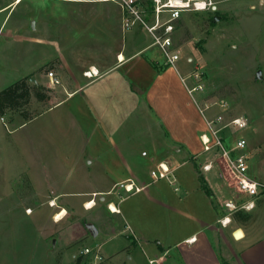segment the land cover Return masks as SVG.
Listing matches in <instances>:
<instances>
[{
	"label": "crops",
	"instance_id": "obj_1",
	"mask_svg": "<svg viewBox=\"0 0 264 264\" xmlns=\"http://www.w3.org/2000/svg\"><path fill=\"white\" fill-rule=\"evenodd\" d=\"M20 36L43 48L42 40ZM151 43L143 27L127 30L114 65L94 67L98 75L29 119L37 123L24 139L33 143L28 183L50 215L69 210L85 219L84 211L99 209V224L86 220L90 238L111 230L125 237L111 255L101 250L110 263L116 257L122 262L121 254L132 259L139 249L156 264H264V203L255 206L254 228L220 222L234 194L217 164L203 168L214 159H201L208 152L201 135L209 115L202 93L187 87L193 57L181 56L177 68L163 67ZM160 162L174 168L179 190L166 179H152ZM218 177L229 198L213 183ZM130 179L143 189L128 193L119 187Z\"/></svg>",
	"mask_w": 264,
	"mask_h": 264
},
{
	"label": "rangeland",
	"instance_id": "obj_2",
	"mask_svg": "<svg viewBox=\"0 0 264 264\" xmlns=\"http://www.w3.org/2000/svg\"><path fill=\"white\" fill-rule=\"evenodd\" d=\"M17 1L0 0V92L22 77H28L32 85H43L49 99L38 101L32 96L24 106L30 114H38L78 88L90 78L88 70H104L116 63L127 33L117 3ZM211 16L215 24L210 23ZM175 25L176 46L182 56L193 57L188 68L193 70L199 62L205 69L202 95L210 105L207 114L223 113L227 121L235 117L248 121L245 129L228 126L222 135L247 140L250 176L264 184V0H213L207 10L184 12ZM22 34L42 40L43 48L23 42ZM17 114L0 112V264H76L81 256L80 264H90L94 254L81 255L83 248L96 249L103 242L101 250L109 255L120 249L125 237L112 230L109 236L90 238L86 220L93 217L99 224V209L84 211L85 219L72 217L66 210L69 214L57 221L56 214L50 215L48 206L37 199L25 176L34 169L33 143L24 140L37 120ZM215 152L208 151L201 159H214ZM213 183L230 197L222 179ZM257 201L256 205L264 203V191ZM255 208L243 211L250 214L242 222L248 228L259 225ZM119 258H111V263L103 258L98 264H156L139 249L132 259L124 254L122 262Z\"/></svg>",
	"mask_w": 264,
	"mask_h": 264
},
{
	"label": "built area",
	"instance_id": "obj_3",
	"mask_svg": "<svg viewBox=\"0 0 264 264\" xmlns=\"http://www.w3.org/2000/svg\"><path fill=\"white\" fill-rule=\"evenodd\" d=\"M108 1H113L121 7L125 30L141 26L149 33L152 38L151 46L157 48L161 55V66L176 68L182 54L181 49L175 44V22L186 11H204L213 7V0H152L153 8L149 14L141 0ZM98 74L97 69L86 72L90 78ZM49 76L53 78V71L49 72ZM188 78L192 80V83L187 85L191 94L203 93L206 90V73L199 62H196V66ZM220 105L222 107L227 106L226 103H220ZM205 108L209 110L210 105L207 104ZM207 124V132L201 135L204 150L212 151L215 149L216 152L214 160L205 164L203 168L210 170L217 164L221 177L234 194L233 198L225 202L228 212L220 219L223 225H228L232 222L235 212L251 211L255 208L257 198L264 191V184L250 176L249 158L246 151L247 140L245 138L233 140L232 137L228 139L222 135L228 126L240 130L245 129L248 126V121L241 117L227 121L223 113H217L207 117ZM150 175L153 180L166 179L175 185L177 190L180 189L177 185L174 168L166 162H160L151 170ZM119 187L128 193H136L143 189V186L136 184L133 179L120 182ZM91 254H94L95 259L92 258L90 264H98V261L104 258L99 245L96 249L85 247L81 250V255Z\"/></svg>",
	"mask_w": 264,
	"mask_h": 264
},
{
	"label": "trees",
	"instance_id": "obj_4",
	"mask_svg": "<svg viewBox=\"0 0 264 264\" xmlns=\"http://www.w3.org/2000/svg\"><path fill=\"white\" fill-rule=\"evenodd\" d=\"M141 2L150 14L153 8L152 0H141ZM209 21L215 24V16H211ZM43 89V85L30 84L28 82V77H22L14 81L0 92V112L5 114L7 110L16 111L24 117V119H32L35 115L26 111L24 106L30 103L32 96H35L38 101L49 99V96L42 91ZM233 217L236 221L242 223L250 217V214H243V211H237L234 213ZM81 259L82 257H78L76 264H80Z\"/></svg>",
	"mask_w": 264,
	"mask_h": 264
},
{
	"label": "bare ground",
	"instance_id": "obj_5",
	"mask_svg": "<svg viewBox=\"0 0 264 264\" xmlns=\"http://www.w3.org/2000/svg\"><path fill=\"white\" fill-rule=\"evenodd\" d=\"M20 0H18L17 2H19ZM96 70V69H95ZM94 204H95V201H90V202H88L87 203V206L88 207H93L94 206ZM111 208H112V210H116V206L114 205V204H112L111 205ZM65 212L66 211H64V212H60V213H58V214H56V216H55V220H61L63 217H64V214H65ZM240 235H242V234H240Z\"/></svg>",
	"mask_w": 264,
	"mask_h": 264
},
{
	"label": "water",
	"instance_id": "obj_6",
	"mask_svg": "<svg viewBox=\"0 0 264 264\" xmlns=\"http://www.w3.org/2000/svg\"><path fill=\"white\" fill-rule=\"evenodd\" d=\"M214 8H216V6H214ZM31 80H32V81H36V78H35V77H31ZM89 227H90V228L92 229V231L94 232V235H96V234H97V229H96V227L94 226V224H90ZM240 234H242V231H241V230H238V231L235 233V235H236L237 237H241L242 235H240Z\"/></svg>",
	"mask_w": 264,
	"mask_h": 264
}]
</instances>
